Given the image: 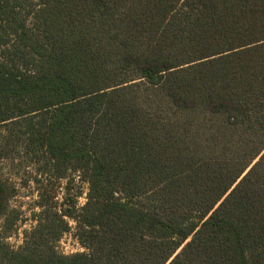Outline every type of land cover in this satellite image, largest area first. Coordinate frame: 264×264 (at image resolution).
Listing matches in <instances>:
<instances>
[{
	"label": "trees",
	"instance_id": "1",
	"mask_svg": "<svg viewBox=\"0 0 264 264\" xmlns=\"http://www.w3.org/2000/svg\"><path fill=\"white\" fill-rule=\"evenodd\" d=\"M3 122L89 191L0 264H264V0H0Z\"/></svg>",
	"mask_w": 264,
	"mask_h": 264
},
{
	"label": "rangeland",
	"instance_id": "2",
	"mask_svg": "<svg viewBox=\"0 0 264 264\" xmlns=\"http://www.w3.org/2000/svg\"><path fill=\"white\" fill-rule=\"evenodd\" d=\"M7 125L0 123V144L10 143ZM4 151L5 155L0 156V177L13 187L15 193L10 199L14 213H10L6 223L0 222L1 232L11 248L19 249L30 232L53 211L69 209L77 214L86 202L89 184L77 171L57 177L43 150L28 149L23 142L10 143ZM65 219L71 228L56 241L57 250L62 254L84 251L76 237V221L67 216Z\"/></svg>",
	"mask_w": 264,
	"mask_h": 264
},
{
	"label": "water",
	"instance_id": "3",
	"mask_svg": "<svg viewBox=\"0 0 264 264\" xmlns=\"http://www.w3.org/2000/svg\"><path fill=\"white\" fill-rule=\"evenodd\" d=\"M255 162H256V161H254V163H255ZM254 163H253V164H254ZM253 164H252V165H253ZM252 165H251V166H252ZM250 168H251V167H249V168L246 170V172H245V173L239 178V180H240V179H241V178H242V177L248 172V170H249ZM239 180H238V182H239ZM238 182H237V183H238ZM237 183H236V184H237ZM234 186H235V185H234ZM234 186H233V187H234ZM169 262H170V261H169ZM169 262H168V263H169Z\"/></svg>",
	"mask_w": 264,
	"mask_h": 264
}]
</instances>
